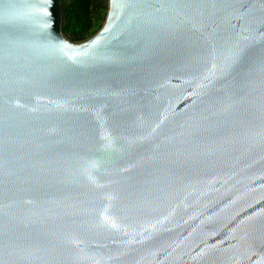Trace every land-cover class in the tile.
Wrapping results in <instances>:
<instances>
[{"label":"water","instance_id":"water-1","mask_svg":"<svg viewBox=\"0 0 264 264\" xmlns=\"http://www.w3.org/2000/svg\"><path fill=\"white\" fill-rule=\"evenodd\" d=\"M0 264H264V0H0Z\"/></svg>","mask_w":264,"mask_h":264},{"label":"trees","instance_id":"trees-1","mask_svg":"<svg viewBox=\"0 0 264 264\" xmlns=\"http://www.w3.org/2000/svg\"><path fill=\"white\" fill-rule=\"evenodd\" d=\"M62 30L74 41L93 35L102 25L107 3L102 0H60Z\"/></svg>","mask_w":264,"mask_h":264},{"label":"rangeland","instance_id":"rangeland-1","mask_svg":"<svg viewBox=\"0 0 264 264\" xmlns=\"http://www.w3.org/2000/svg\"><path fill=\"white\" fill-rule=\"evenodd\" d=\"M102 1H105L107 3V0H102Z\"/></svg>","mask_w":264,"mask_h":264}]
</instances>
